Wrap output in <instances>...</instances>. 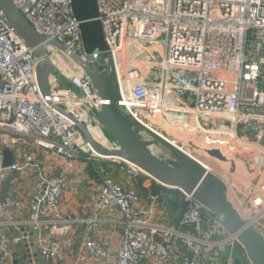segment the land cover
Masks as SVG:
<instances>
[{"label": "built area", "instance_id": "built-area-1", "mask_svg": "<svg viewBox=\"0 0 264 264\" xmlns=\"http://www.w3.org/2000/svg\"><path fill=\"white\" fill-rule=\"evenodd\" d=\"M12 1L36 33L84 60L71 0ZM95 6L128 118L152 132L158 123L181 129L183 152L196 161L191 140L219 153L218 160L203 149L204 168L264 240V0H95ZM43 47L67 81L63 86L51 77L46 99L36 83L31 49L9 30L0 10V212L24 210L19 188L2 189L6 171L34 170L32 153L20 151V145L32 143L63 161L58 178L38 174L45 191L26 221L0 219V264H14L15 249L28 239L20 227L43 233L38 246L44 264H64L77 242L75 254L105 263L114 258L115 264H232L234 259L254 264L237 237L191 196L181 193L184 209L177 225H169L160 196L143 201L100 166L108 160L126 177H145L128 162L96 155L77 127L53 109L82 124L100 145L108 144L89 110H100L102 101L85 73L54 47ZM4 149L14 150L10 168L2 166ZM79 161L92 167L99 193L90 217L79 222L85 228L78 240L75 222L61 215L60 201L68 171ZM103 222L121 227L114 254L108 242L89 235ZM215 234L221 238L214 240Z\"/></svg>", "mask_w": 264, "mask_h": 264}, {"label": "water", "instance_id": "water-1", "mask_svg": "<svg viewBox=\"0 0 264 264\" xmlns=\"http://www.w3.org/2000/svg\"><path fill=\"white\" fill-rule=\"evenodd\" d=\"M73 17L77 21L84 60L69 52L61 43L47 39L36 33L23 18L12 0H0V10L3 13L7 27L13 35L21 40L32 51L35 61L36 83L41 96H49V81L54 77L61 83L66 79L54 67L43 45H49L58 50V54L70 57L89 79L97 97L102 101L100 110L89 107L95 123L105 136L107 146H102L91 138L85 127L73 121L57 107L58 113L71 121L82 133L91 150L102 159H119L138 168L142 174L160 186L191 196L202 208L214 214L234 234L246 250L254 264H264V240L257 231L246 223L236 210L227 202L224 185L202 164L186 155L165 138L155 134L146 127L134 122L127 116V110L119 105L120 95L117 88L115 64L112 54L105 44L100 29L95 0H71ZM144 133L146 138L140 137ZM159 146L171 156L168 162L160 155H154L150 147ZM14 150L4 149L3 168H10L14 162ZM216 156L215 152L211 153ZM59 177V173L55 178ZM45 185L36 196L32 207L43 196ZM24 247L36 257L37 264H44L38 241L43 233L33 227L21 229ZM232 264H245L234 259Z\"/></svg>", "mask_w": 264, "mask_h": 264}, {"label": "crops", "instance_id": "crops-1", "mask_svg": "<svg viewBox=\"0 0 264 264\" xmlns=\"http://www.w3.org/2000/svg\"><path fill=\"white\" fill-rule=\"evenodd\" d=\"M28 144V145H27ZM25 145H20L18 148L20 151L25 150L33 155V165H35L34 170L30 171L32 173L21 174L19 172H10L6 180H4L2 189L3 192L11 186L19 188L18 192L21 194V199L23 202L24 210L22 213H17V211H5L0 212V219L11 221V222H21L26 221L31 214V207L40 192L38 174L42 173L48 179L55 178V175L59 173V169L63 167L62 159L54 156L50 151L44 150L40 147L32 146V143H27ZM21 160V158L19 159ZM113 179L123 185L129 186L132 184H137L138 189L143 188L146 191H140L144 195L153 194L151 193V185L153 181L147 177H140L138 180L126 177L119 171V165L110 161H104ZM68 187L63 193L60 201V212L64 218L70 219L74 223L75 236L76 239L84 230V225L79 224L81 220H85L90 217L92 213L93 204L99 193V186L93 175L92 168L82 162H74L72 169L68 171ZM164 195V194H161ZM172 196V194L168 195ZM144 201L147 199L142 197ZM175 200H179L176 198ZM173 206L172 209H174ZM171 213L173 211L171 210ZM181 216V212L175 213L173 215L172 223L169 225H177V222ZM120 218V217H119ZM170 220V219H169ZM21 227L19 232H21ZM90 237L95 241H106L109 243L113 254L118 248V243L121 238V227L117 224H112L110 222H103L99 225L96 233L89 234ZM78 249V242L74 244L73 251L74 254L66 259L64 264H115L114 258H111L109 262H99L89 257L88 254L83 253L82 255L75 254ZM229 252H234V249H230ZM17 259L14 264H37L36 257L33 253H29L24 246H19L14 251ZM78 256V258H77Z\"/></svg>", "mask_w": 264, "mask_h": 264}, {"label": "rangeland", "instance_id": "rangeland-1", "mask_svg": "<svg viewBox=\"0 0 264 264\" xmlns=\"http://www.w3.org/2000/svg\"><path fill=\"white\" fill-rule=\"evenodd\" d=\"M158 51H153L152 52V55L154 56V57H157L158 56ZM60 87H63V86H60ZM166 129V128H165ZM167 130H169V129H167ZM170 131V133H169V135L173 138V139H175V140H177L178 142H179V144H181V142H183V140H182V138H181V134H180V130L177 128L176 129V133H174L173 131H171V130H169ZM161 137H163V138H165L166 140H169V136H168V134L166 133V134H164V133H162V135H161ZM192 141V143H193V145H194V149H193V153H194V155H195V158L196 159H199L200 157H202L203 158V162H205L206 161V159H205V157L208 155V153H210L209 155H211V149L210 148H208V147H205L204 145H203V143L202 142H200V141H195V140H191ZM184 142H185V140H184ZM184 144V143H183ZM207 148V150H208V153H204L202 150L203 149H206ZM157 149L159 150V153H158V155H160V157H162L163 159H165L166 161H168V162H171L172 161V156L165 150V149H163V148H160L159 146H157ZM207 163V165L208 166H211L212 164H210L209 162H206ZM10 173V171H6L4 174V176H5V180H6V178L8 177V174ZM141 195L143 196V197H146V195H144V193H141ZM166 200H168V199H164L163 200V202L164 203H166L165 201ZM170 216H173V214L172 213H167V216H166V222L167 223H169V222H173L172 220H169L168 219V217H170ZM221 238V234H215V235H213V239L214 240H217V239H220ZM228 247L226 246L225 247V249H227ZM230 248H232V249H234V248H236V244H235V242H233V243H231L230 244V246H229V248L227 249V250H229Z\"/></svg>", "mask_w": 264, "mask_h": 264}, {"label": "trees", "instance_id": "trees-1", "mask_svg": "<svg viewBox=\"0 0 264 264\" xmlns=\"http://www.w3.org/2000/svg\"><path fill=\"white\" fill-rule=\"evenodd\" d=\"M104 161H108V160H101V161H99V164H100V166L101 167H103L109 174H110V172H109V170H108V167L106 166V164H105V162ZM111 162V161H110ZM90 166V165H89ZM91 167V166H90ZM92 168V167H91ZM93 170V169H92ZM93 175H94V177H95V173L93 172ZM111 175V174H110ZM112 176V175H111ZM96 179V178H95ZM135 180H138V179H135ZM130 187H133L134 189H136L137 191H138V193L140 194V192H139V190L140 191H143V192H145L146 190L145 189H143V188H139L138 189V186H137V184H132V185H129ZM151 193H153L152 195H158V196H160L161 197V199H168V200H166L165 202H166V204H167V209H166V212H170L171 213V210L173 211V215H175V213H177V212H181L182 213V210L184 209V205H183V203L181 202V193L179 192V191H177V190H170V189H167V188H164V187H162V186H159V185H157L155 182H153V184L151 185ZM161 194H164V195H161ZM170 194H172V196H168V195H170ZM150 195V194H149ZM149 195H147L145 198L147 199L148 198V196ZM140 196H141V198L143 197L141 194H140ZM176 198H178L179 200H175ZM143 200V199H142ZM144 201V200H143ZM173 206H175L174 207V209H172L173 208ZM168 219H170V220H172V219H174V217L173 216H170V217H168Z\"/></svg>", "mask_w": 264, "mask_h": 264}, {"label": "bare ground", "instance_id": "bare-ground-1", "mask_svg": "<svg viewBox=\"0 0 264 264\" xmlns=\"http://www.w3.org/2000/svg\"><path fill=\"white\" fill-rule=\"evenodd\" d=\"M115 66V65H114ZM115 73H116V79H117V71H116V69H115ZM117 88H118V91H119V86H118V84H117ZM119 95H120V93H119ZM121 100V99H120ZM120 106H122V107H124L125 108V104L121 101V103L119 104ZM126 109V108H125ZM139 123V122H138ZM140 124V123H139ZM141 125V124H140ZM158 127H160L159 129L158 128H153V127H151L153 130H154V132H155V134H157V135H159V136H161L162 135V133H164V134H168V136H169V142L170 143H172L175 147H177L178 149H180L181 151H183L184 150V146H183V143H185V142H181V144H179V142L177 141V140H175V139H173L170 135H169V133H170V131L169 130H171V131H173L174 133H176L177 131H176V129H177V127H172V128H170V127H167V126H165V125H161L160 123H158V124H156ZM143 126V125H142ZM145 127V126H144ZM147 128V127H146ZM166 128V129H165ZM148 129V128H147ZM167 129H169V130H167ZM179 129V128H178ZM180 130V134H182V131H181V129H179ZM94 132L96 133V137L101 141V143H103V144H106V142L104 141V139H103V137L100 135V134H98V131L97 130H94ZM140 137H142V138H146V135L144 134V133H141L140 134ZM107 146V145H106ZM150 151L154 154V155H158V153H159V150L157 149V147L156 146H152V147H150ZM216 153V152H215ZM191 156V155H190ZM212 156V155H211ZM212 157H214L215 159H221L222 158V156L219 154V153H216V156H212ZM195 158V157H194ZM197 161L200 163V164H202L203 165V167H205L207 170H208V167L203 163V158L202 157H200L199 159H197Z\"/></svg>", "mask_w": 264, "mask_h": 264}, {"label": "clouds", "instance_id": "clouds-1", "mask_svg": "<svg viewBox=\"0 0 264 264\" xmlns=\"http://www.w3.org/2000/svg\"><path fill=\"white\" fill-rule=\"evenodd\" d=\"M68 57V56H67ZM52 62V61H51ZM53 63V62H52ZM54 65V64H53ZM54 67H55V65H54ZM56 68V67H55ZM54 78V77H53ZM60 82V81H59ZM61 83V82H60ZM49 84H50V81H49ZM63 86H66L67 85V83H61ZM154 182V181H153ZM156 183V182H155ZM157 184V183H156ZM157 185H159V184H157ZM160 186V185H159ZM168 189V188H167ZM170 190H172V189H170Z\"/></svg>", "mask_w": 264, "mask_h": 264}]
</instances>
